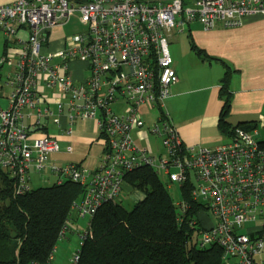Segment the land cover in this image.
<instances>
[{"label": "built area", "instance_id": "1", "mask_svg": "<svg viewBox=\"0 0 264 264\" xmlns=\"http://www.w3.org/2000/svg\"><path fill=\"white\" fill-rule=\"evenodd\" d=\"M74 13L82 30L64 38L59 51L44 53L46 33L67 24ZM254 14L264 16V0L1 4L0 31L10 38L26 28L27 35L18 41L15 53L5 51L0 56L1 69L12 62L10 54L15 55L11 71L4 75L9 92L6 106L0 105V167L15 178L18 192L31 189V171L50 173L58 184L66 179L79 182L84 191L73 208L79 217L91 218L103 202L119 198L127 171L152 166L170 182L190 184L191 197L201 203L197 213L203 227L201 247L217 245L222 264H259L257 255L264 247V141L255 140L257 128L236 127L226 142L193 147L183 143L167 116L159 114L149 131L163 146L160 154L139 146L131 134L144 125L141 107L162 108L176 82L169 51L171 33L184 31L193 21L208 30L218 24L235 27ZM75 60L83 61L88 72L78 80L69 66ZM115 104L122 110L114 109ZM88 119L96 120L103 140L98 164L88 168L81 162L52 160L51 155L60 153L58 140L38 131L51 122L69 135L77 122ZM71 150L69 145L66 151ZM171 168L178 171L172 173ZM64 231L65 227L60 237ZM88 233V228L79 233L80 245ZM78 251L69 264L77 263Z\"/></svg>", "mask_w": 264, "mask_h": 264}, {"label": "trees", "instance_id": "2", "mask_svg": "<svg viewBox=\"0 0 264 264\" xmlns=\"http://www.w3.org/2000/svg\"><path fill=\"white\" fill-rule=\"evenodd\" d=\"M46 34L48 38L49 31ZM187 37L190 49L201 60H218L224 66L218 93L222 101L219 131L230 138L236 127L253 129L251 123L231 125L228 120L234 70L200 49L189 33ZM157 108L160 117H165L162 108ZM124 184L142 191L143 198L129 210L117 199L106 201L91 218L86 217L89 233L79 245L76 264H222L217 245L198 243L203 230L197 215L201 203L191 197L190 184L180 185L181 201L176 203L152 166L127 171ZM16 188L15 178L0 167V264H50L49 256L54 255L60 238L72 230L69 222L78 216L73 205L81 198L83 185L66 179L23 192Z\"/></svg>", "mask_w": 264, "mask_h": 264}, {"label": "crops", "instance_id": "3", "mask_svg": "<svg viewBox=\"0 0 264 264\" xmlns=\"http://www.w3.org/2000/svg\"><path fill=\"white\" fill-rule=\"evenodd\" d=\"M13 1L0 0V5ZM188 33L200 49L212 57L222 59L234 70L230 80L232 102L228 120L231 125L248 122L259 132V128H264V114H262L264 113V16L247 15L242 18L239 26L224 27L218 24L209 30L204 29L198 21H193L188 25L186 43L177 34L169 35L170 55L177 78L170 87V96L165 99L162 110L178 131L184 144L193 147H214L229 139L218 129V118L222 107V101L218 96L219 81L224 66L218 60H201L190 49ZM26 35V28H20L17 37L8 38L4 35L2 54L5 51L15 53L19 49L18 41L25 39ZM64 45V39L56 38L48 40L47 46L49 51L56 52ZM10 55L13 56L12 62L0 69V99L5 98L9 91L8 85L4 82V75L11 71L15 61V55ZM85 65L80 60L70 62L74 79L76 77L78 80L85 76L84 71L87 70ZM80 69H83V73ZM44 92L48 96L51 94L48 90ZM150 109L151 107H141L144 125L140 129H133L131 134L139 146L148 147L153 153L160 154L163 152V146L159 138L149 131L150 125L158 116L152 119L149 115ZM53 137L58 140L59 145L67 143L75 146L77 153L72 158L77 159V162L85 166V161L88 160L91 166H87L91 168L98 164L103 152V140L95 119L77 122L69 135L56 128ZM72 145L70 152L65 151L61 154L73 153ZM93 147H96L99 153L93 151ZM62 159L65 158L57 161L63 163ZM79 229L76 227L77 231ZM53 261L55 262L54 256L50 264Z\"/></svg>", "mask_w": 264, "mask_h": 264}, {"label": "rangeland", "instance_id": "4", "mask_svg": "<svg viewBox=\"0 0 264 264\" xmlns=\"http://www.w3.org/2000/svg\"><path fill=\"white\" fill-rule=\"evenodd\" d=\"M77 18V13H74L73 16L69 19V22L65 25L62 26H58L55 28H52L49 32V36H48V40L51 39H64V38H68L70 37L72 34L81 31L82 27L81 25L76 21ZM187 29L188 27L182 31V32H175L174 34H177L178 37L182 38L184 43H186L187 38H186V33H187ZM4 34V33H3ZM2 34V32L0 31V55L2 54V47H3V40H4V35ZM173 34V33H172ZM42 51L45 53L47 51H49L48 46L47 45H43L42 47ZM169 51H170V45H169ZM71 70V67H70ZM80 71L83 73V69H80ZM84 75L87 76L88 72L87 70L84 71ZM75 79H77L75 77ZM6 91L8 90V88L5 89ZM9 92V91H8ZM0 105L2 107H5L7 104V100L5 98L0 99ZM114 109L117 110H122L121 107L119 105H113ZM160 114V111L157 107H153L150 109V116L155 118ZM264 114V113H262ZM148 118V117H147ZM156 119V118H155ZM261 127V126H260ZM40 134L46 132L47 134L53 136L56 134V128L55 126L50 122L45 130H40L38 131ZM254 138L257 141H264V128H259V132L257 134H254ZM156 140V139H155ZM159 140V139H158ZM157 143V140H156ZM159 143V141H158ZM72 145V144H71ZM70 145V146H71ZM69 146V144L67 143H61L60 144V155L59 158H65L62 159L64 162H77V159L72 158L76 153H77V149L75 152V146L72 145L74 152L71 154H61L62 152L66 151V148ZM93 151H97L98 149L96 147H93ZM64 156V157H60V156ZM57 157V155H51V159L57 161V159L60 161ZM70 160V161H68ZM58 162V161H57ZM85 166L88 167L87 165L89 164V161H85ZM91 166V165H90ZM91 168V167H88ZM178 169L177 168H171V172H177ZM159 178L162 182H164L166 184V186L168 185L169 187H166L173 199V202H180L181 201V189H180V184L177 181L174 182H170L169 177L167 175H164L162 171L158 172ZM56 177L52 174H37L33 171H31L30 173V187L32 189H36L38 187H45V186H49L50 184L54 183ZM144 196L143 192L140 190H136L133 189L129 186H127L126 184H123L122 187V191L121 194L119 195V198H117V200L119 202H121V204L126 208V209H131L133 207V205L139 201L140 199H142ZM201 209V208H200ZM201 211V210H199ZM74 216L77 215L76 212L72 213ZM205 216V220L206 223L210 222V218L207 215ZM87 222H88V218L86 217H75L74 221L69 222V227L72 229L71 231L69 230L66 233L65 237L60 238V240L58 241L57 245H56V250L54 252V259L55 262L53 261L52 264H67L68 260L72 257V255L79 249V239L80 236L79 234H77V230L76 227H79L80 229L78 230L79 232H83L84 230L87 229ZM247 226V225H246ZM245 227V226H244ZM198 240H201V233L198 235ZM257 260L259 261V264H264V247L262 252L257 255Z\"/></svg>", "mask_w": 264, "mask_h": 264}, {"label": "water", "instance_id": "5", "mask_svg": "<svg viewBox=\"0 0 264 264\" xmlns=\"http://www.w3.org/2000/svg\"><path fill=\"white\" fill-rule=\"evenodd\" d=\"M43 120H44V118L43 119H41V122H43ZM41 128V127H40ZM34 130V129H33ZM30 131H32V130H30Z\"/></svg>", "mask_w": 264, "mask_h": 264}]
</instances>
